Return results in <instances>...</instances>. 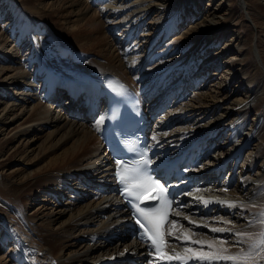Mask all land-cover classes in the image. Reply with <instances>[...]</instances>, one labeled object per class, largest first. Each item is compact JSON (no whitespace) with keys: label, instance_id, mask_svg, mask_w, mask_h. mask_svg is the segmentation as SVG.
<instances>
[{"label":"bare ground","instance_id":"1","mask_svg":"<svg viewBox=\"0 0 264 264\" xmlns=\"http://www.w3.org/2000/svg\"><path fill=\"white\" fill-rule=\"evenodd\" d=\"M213 66L222 67L219 77ZM105 73L140 92L156 121L150 133L159 159L206 157L185 177L213 202L188 197L176 210L208 227L172 219L198 233L193 239L217 245L228 234L211 227L259 233L264 0H0V250L12 241L0 264L144 259L94 127L105 116L104 99L96 84L71 97L79 80L96 83ZM222 247L235 253L248 246ZM173 249L183 251L169 237L165 251Z\"/></svg>","mask_w":264,"mask_h":264},{"label":"snow or ice","instance_id":"2","mask_svg":"<svg viewBox=\"0 0 264 264\" xmlns=\"http://www.w3.org/2000/svg\"><path fill=\"white\" fill-rule=\"evenodd\" d=\"M121 90H123L122 86ZM113 115H115V110H113ZM104 121L105 117L101 116L96 122L94 127L97 131L100 130L99 125ZM124 143L127 145L126 141ZM130 150L139 151L140 159L132 161L117 159L115 161L118 165L116 176L122 185L121 193L129 199L130 204L135 201V214L140 217L136 223L143 229L142 236L146 235L151 241L160 261L166 262V264H172V262H176V264H258L259 261H264V228L259 233H252L234 230L231 227H211L209 229L211 233L228 234L216 237L220 241V244L217 245L213 241L193 239L192 235L198 233H193L192 229L186 228L179 219L169 220V216L183 217L189 224L195 225L197 228L208 227V225L197 224L195 220L185 216L179 210H173L174 204L177 209L187 206L181 205L171 198L172 194L166 181L156 179L150 174L152 169L146 166L152 165L154 161L145 155L146 148L135 149V145H133ZM228 190V188L223 189L225 192ZM194 191L201 192L207 191V189L196 188ZM196 199L204 205L213 202L203 196H197ZM215 202L228 208H243V205L236 201L216 198ZM258 215L260 217L258 223L264 226V211L259 212ZM212 219L221 224H233V220L226 217H213ZM166 236L179 241L183 251L177 252L173 249L172 254L165 251L164 249L169 243ZM225 243L237 247L247 244L248 247L247 250L241 248L240 251L232 253L229 248L222 247Z\"/></svg>","mask_w":264,"mask_h":264},{"label":"rangeland","instance_id":"3","mask_svg":"<svg viewBox=\"0 0 264 264\" xmlns=\"http://www.w3.org/2000/svg\"><path fill=\"white\" fill-rule=\"evenodd\" d=\"M189 23H190V22H189ZM184 25H185V26L188 25V22L186 21V23H185ZM170 37H172L171 34H170V36H169L168 38H170ZM168 38H167V39H168ZM167 39H166V40H167ZM166 40H165V41H166ZM165 41H164L160 46L163 47V44L165 43ZM168 55H169V54H168L167 50H164V51L162 50V51H161V56H162V57H168ZM226 55H227V54L224 55L223 59L226 58ZM165 59H167V58H165ZM150 66H153V65L148 64L146 67H150ZM213 68H214V70L217 71V74H215V76H216V77H219V74H218V73L221 71L222 67L219 68V67L213 66ZM215 68H217V69H215ZM212 71H213V70H212ZM211 79H213V77H212ZM234 83H235V82H234ZM234 85H236V84H234ZM152 121H154V124H155V122H156L155 119L152 120ZM154 124H153V125H154ZM250 146H251V145H248V146H246L245 148L247 149V148H249ZM243 156H244V152H243L242 156L240 157V159L238 160V163H241V162H242V160H243V158H244ZM205 159H206V157H203V158L201 159V162L203 163V161H204ZM233 160H234V159H233ZM201 162H200V163H201ZM238 166H239V165H238ZM238 168H239V167H238ZM65 197H66V196H65ZM187 202H188V201H187ZM11 244H12V241L9 239V240L6 242V245L0 250V252H1L2 250H4V248H5V249L9 248Z\"/></svg>","mask_w":264,"mask_h":264}]
</instances>
